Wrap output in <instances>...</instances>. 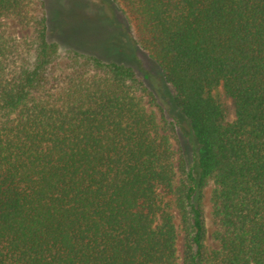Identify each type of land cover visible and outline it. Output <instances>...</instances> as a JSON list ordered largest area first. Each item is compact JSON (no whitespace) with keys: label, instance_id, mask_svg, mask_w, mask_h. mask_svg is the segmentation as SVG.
Instances as JSON below:
<instances>
[{"label":"trees","instance_id":"obj_1","mask_svg":"<svg viewBox=\"0 0 264 264\" xmlns=\"http://www.w3.org/2000/svg\"><path fill=\"white\" fill-rule=\"evenodd\" d=\"M115 1L193 160L175 165L131 67L75 50L60 66L45 2L0 0V264H264V0Z\"/></svg>","mask_w":264,"mask_h":264},{"label":"rangeland","instance_id":"obj_2","mask_svg":"<svg viewBox=\"0 0 264 264\" xmlns=\"http://www.w3.org/2000/svg\"><path fill=\"white\" fill-rule=\"evenodd\" d=\"M48 18V39L59 45L62 60L69 50L92 55L105 62H115L131 67L144 83L147 94L138 93L146 108L155 113L163 130L171 136L176 152L174 163L178 165L181 153L188 164L193 160V143L188 121L174 102V90L169 85L158 65L148 53L140 48L135 40L133 28L115 0H43ZM10 32L17 38L28 36L30 31L21 28L14 18L5 20ZM216 95L233 118V106L221 91ZM213 185L204 189L202 207L207 229V247H217L212 238L211 193ZM178 249L181 251L182 237H178Z\"/></svg>","mask_w":264,"mask_h":264}]
</instances>
